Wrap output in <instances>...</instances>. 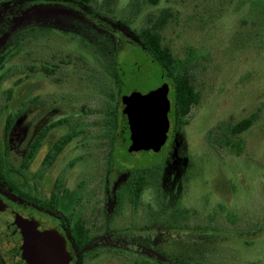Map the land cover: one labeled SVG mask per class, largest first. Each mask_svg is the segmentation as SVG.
<instances>
[{"label": "rangeland", "instance_id": "1", "mask_svg": "<svg viewBox=\"0 0 264 264\" xmlns=\"http://www.w3.org/2000/svg\"><path fill=\"white\" fill-rule=\"evenodd\" d=\"M104 3L0 0V56L8 55L0 62L1 142L7 96L32 91L14 110L7 147L1 143L6 165L18 170L35 135L64 120L30 168L15 171L36 202L59 194L58 210L42 211L0 180L4 207L61 226L63 212L82 201L74 219H83L92 241L73 264H264V0H117L111 12ZM167 7L173 16L164 43L191 58L186 67L200 102L185 124H171L160 151L129 153L118 136L107 156L110 118L122 113L110 92L120 89L124 100L168 81L136 33ZM45 65L57 71L45 76ZM253 116L247 130L229 131ZM68 135L57 160L43 165L52 142ZM136 172L145 177L140 199L128 186ZM210 213L216 225H203ZM228 213L237 227L220 225Z\"/></svg>", "mask_w": 264, "mask_h": 264}, {"label": "water", "instance_id": "2", "mask_svg": "<svg viewBox=\"0 0 264 264\" xmlns=\"http://www.w3.org/2000/svg\"><path fill=\"white\" fill-rule=\"evenodd\" d=\"M120 118L121 145L129 152H158L171 130L172 98L169 88L143 93L132 91ZM0 249L10 264H73L67 238L56 228L4 207L0 195Z\"/></svg>", "mask_w": 264, "mask_h": 264}, {"label": "trees", "instance_id": "3", "mask_svg": "<svg viewBox=\"0 0 264 264\" xmlns=\"http://www.w3.org/2000/svg\"><path fill=\"white\" fill-rule=\"evenodd\" d=\"M74 2H81V3H89L91 0H70ZM117 0H104V4L106 8L109 9V12H111L110 6L113 5ZM135 1V0H133ZM149 2L153 4H157L159 0H148ZM103 7V6H101ZM132 11L134 12L133 8ZM173 16L171 8L167 7L161 10L159 13H152L149 18L148 22L145 26L141 27L137 33V39L138 41L148 50V52L153 55L156 60L162 65L166 73L170 78H172L175 82L176 87V101L174 104L175 108V115L176 123L177 125H183L188 120L186 119V116L189 114L191 107L193 105H196L200 102L201 99V93L199 90H197L193 84V79L191 73L187 69V62L191 60L190 57H187L186 59L178 58L174 53L172 52L171 48L164 43L163 36H162V30L166 27V25L169 23ZM12 54V52L10 53ZM9 54V55H10ZM8 56V55H7ZM6 55L1 56L0 62L2 63L6 58ZM118 81V80H117ZM15 120V115L13 113H9L5 125V138H4V144L5 147H7L8 143V136L11 132V129L13 127ZM254 116L249 118H244L243 120L239 121L237 124L230 126L229 131L233 135H237L245 130H247L253 123ZM113 129L116 131V136H120V125H119V119L114 118L113 121ZM47 135V128L41 130L32 143L29 145V148L27 152L24 154L21 165L16 170L12 166L6 165V148H0V180L4 181L7 186H9L14 192L20 193L26 199L28 200H35L33 199V196L31 197L30 194H27L22 191L21 186H23V183H19L17 181V174L15 171L21 172L23 174L24 171H27L31 163L34 161V159L37 156V153L40 150V147L43 144V141ZM70 138H67L65 142L57 143L51 148L48 153L46 154L43 165L45 166H51L54 161L56 160L58 154L63 149L64 145L68 143ZM227 143H229L227 141ZM17 172V173H18ZM145 187V177L144 173H133L130 181H129V190L132 195L133 199H140L143 190ZM42 200V199H41ZM47 200V199H46ZM57 200L56 193L53 194V201L50 202L47 200V202L43 203L44 205H50L53 204ZM217 215V213H210L208 214V222L202 223L203 225H216L212 224V215ZM197 215V213H195ZM231 216L230 213H228V216L226 218V221ZM205 217V216H204ZM235 218H238L235 215ZM203 218L201 219V221ZM200 221V222H201ZM239 219L234 220L233 222L227 221V223L220 224L224 226L225 228H230L232 225L235 228L238 225ZM200 222H197L198 224ZM196 223H191V228H194V226H197ZM201 225V224H199ZM71 237L73 239L74 244L76 245L77 249H83L86 247L91 241L92 236L90 235V231L85 226L84 221H79L75 224V226L72 229ZM5 255L3 251L0 249V264H9L8 261L5 259Z\"/></svg>", "mask_w": 264, "mask_h": 264}, {"label": "flooded vegetation", "instance_id": "4", "mask_svg": "<svg viewBox=\"0 0 264 264\" xmlns=\"http://www.w3.org/2000/svg\"><path fill=\"white\" fill-rule=\"evenodd\" d=\"M19 34V33H18ZM17 41H18V38L16 39ZM18 44H19V41H18ZM1 56H3V55H1ZM1 56H0V58H1ZM61 61H62V59L60 60V63H61ZM65 64V63H64ZM42 71L45 73V76L47 75H52V74H54L57 70H56V68L55 67H49V66H43L42 67ZM111 74L113 75V77H114V81H115V84H116V86H117V77L111 72ZM163 77H166L167 79H168V81H162V83L158 86V87H156L155 89H151V90H148V91H146L145 93H151V92H157V91H164L166 88H169V90H170V92L171 91H173V98H172V109H171V121H172V123L176 126V127H179L180 125H177V123H176V118L174 117V115H175V108H174V104H175V101H176V87H175V82H174V80L172 79V78H170L169 76H168V74L166 73V71L164 70V72H163ZM2 78V77H1ZM1 80V79H0ZM2 81V80H1ZM0 81V82H1ZM60 82L62 81V78L59 80ZM1 84V83H0ZM115 91H113V93H111L110 92V98L112 97V99L113 100H115L116 98V105H118L120 108H121V112H122V110H123V108H124V106H125V104L124 103H122V100H121V98L122 97H120V94H119V91H120V89H114ZM32 91H29L28 93L27 92H22V89H20V88H18V89H16V90H14V92L12 93V94H9L8 96H7V99H8V103H9V101H11V105L10 104H8L7 103V107L9 108V106L8 105H10V107H11V110H9V112H8V114L9 113H13L14 115H15V118L17 117V114L14 112V110H17L16 112H18V110H19V107H20V103L22 102L23 104H24V97H27L28 95H30V93H31ZM27 93V94H26ZM130 94L131 93H128V100H130ZM39 98H40V96L39 97H37L36 98V101H38L39 100ZM125 100H127V99H125ZM114 104V105H115ZM6 105V104H5ZM114 105H112L111 107H110V109H112V110H110V109H108V113H113V109H114ZM10 109V108H9ZM114 113H115V111H114ZM109 116H111V114L109 115ZM7 117H8V115H7ZM121 118V117H120ZM6 121H7V118H6ZM15 121V120H14ZM57 121V120H56ZM56 121H52V122H50V123H48L47 125H45L41 130H43V129H45V128H47V135H46V137H45V139H44V141H43V144H44V142H45V140L49 137V136H51L50 135V131L53 129V128H55V127H58V126H60V125H62V123L64 122V120H62V121H60V123H58V122H56ZM110 121H111V123H110V125H111V127H112V132H111V134H110V138H111V141H110V144H109V148H108V152H107V156H108V154L110 153V150H111V148H114V143H115V138H117V136H116V131H115V129H113V127H114V125H113V120H111V118H110ZM119 123H120V121H119ZM5 125H6V123H5ZM120 125V124H119ZM13 128V127H12ZM12 130V129H11ZM40 130V131H41ZM120 130H121V126H120ZM39 131V132H40ZM38 132V133H39ZM37 133V134H38ZM36 134V135H37ZM36 135H35V137H36ZM120 136H121V132H120ZM34 137V138H35ZM4 138H5V127H4ZM67 138H70V140L68 141V143L72 140V138H73V136L72 135H68V136H63V138H60L59 140H55V141H53L52 142V144L50 145V147H49V149H48V151L51 149V148H53V146L55 145V144H57V143H60V142H65L66 141V139ZM168 141V140H167ZM1 143H4V140H3V142H1L0 141V148L2 147L3 148V146H2V144ZM68 143H66L65 145H64V147H63V149L60 151V153L64 150V148L67 146V144ZM167 143V142H166ZM43 144H42V146H43ZM42 146L40 147V149L42 148ZM165 146V145H164ZM163 146V147H164ZM162 147V148H163ZM161 148V149H162ZM48 151H47V153H48ZM46 153V154H47ZM60 153L58 154V156L60 155ZM46 154H45V156H46ZM45 156H44V158H45ZM58 156H57V158H58ZM44 158H43V160H44ZM57 158H56V160H57ZM43 160H42V162H43ZM55 160V161H56ZM54 161V162H55ZM132 177V176H131ZM131 177H129L128 179H131ZM128 186H129V184H128ZM60 192V191H59ZM16 194V193H15ZM53 194H54V192H53ZM53 194L49 197V199H47V200H49L50 202H52L53 201ZM22 196V195H21ZM23 197V200L25 201V202H27V203H30V204H34L36 207H38L39 209H41L42 211H46V212H48L47 210H49V209H54V210H58V204H59V194H58V199H57V201L56 202H54L53 204H50V205H44V204H40V203H38V202H36L35 200H28V199H26V197H24V196H22ZM82 202V201H81ZM81 202L78 204V205H80L81 204ZM78 205L71 211V212H69L70 214H68L69 216H70V218H69V216H67V215H65L64 213L65 212H63V219H62V222H61V226H59V225H56V224H47V223H45L42 219H40V218H38L37 216H34V215H32L31 217H33V218H35V219H37V220H39L41 223H43V224H45V227L46 228H56V229H58L66 238H67V240L69 241V244L71 245V251H72V254H73V256H74V260H76L77 259V255H76V250L78 251V250H81V249H77V247H76V245L74 244V242H73V239H72V237H71V232H72V229H73V227L75 226V224L77 223V222H79V221H83V219H81L80 217H78V218H76V219H74V213H76L77 212V208H78ZM95 206H97V205H95V204H92L91 203V212L92 211H94L95 210ZM16 209V208H15ZM17 210V209H16ZM51 213V212H50ZM67 213V212H66ZM40 214H48V213H40ZM52 216V215H51ZM53 217H55V216H53ZM85 223V222H84ZM85 226L87 227V225H86V223H85ZM88 228V227H87ZM88 230H89V228H88ZM90 231V230H89ZM91 235V234H90Z\"/></svg>", "mask_w": 264, "mask_h": 264}]
</instances>
